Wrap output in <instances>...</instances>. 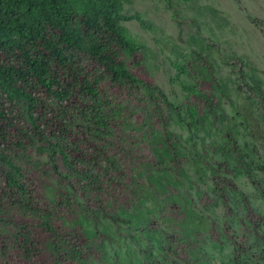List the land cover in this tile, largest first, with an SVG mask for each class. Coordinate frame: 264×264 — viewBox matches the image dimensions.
I'll list each match as a JSON object with an SVG mask.
<instances>
[{"label":"trees","instance_id":"trees-1","mask_svg":"<svg viewBox=\"0 0 264 264\" xmlns=\"http://www.w3.org/2000/svg\"><path fill=\"white\" fill-rule=\"evenodd\" d=\"M164 1L172 16L182 20L174 0ZM132 3L133 0H0V167L7 180V191L0 195V223L8 226L6 216H12L14 209L27 218H36L49 237L51 248L47 252L45 241L38 240L30 225L22 224L8 234L11 236L9 243L1 239L3 255L6 248L18 246L28 264H39L45 252L49 254L50 264H140L131 249L125 250L124 255L122 249L116 247L113 242L116 237L107 229H61L54 224L58 210L78 208L88 214L87 203L93 199L100 209L99 217L104 215L115 222L121 219L129 223L133 217L146 218L139 212L132 215L122 204L120 210L129 218L122 217V213H110L98 195L108 182L120 181L125 170L119 157L110 155L105 148L116 134V125L124 123L134 127L125 115L129 100L137 99L150 106L154 115L164 121L165 132L171 111L179 120L187 122L191 131L205 127V112L212 117L216 115L214 96L197 83H187L182 78V75L193 80L200 78L189 56H184L183 61L170 62L175 70L172 82H177L185 92L186 118L160 86L134 72L132 64H143L144 46L124 22L137 20L147 29L154 27L139 12H123L124 6ZM187 20L201 32L196 19ZM252 21L259 27L264 26V20ZM223 60L234 63L240 58L223 56ZM197 61L213 74V66L204 55L198 53ZM237 73L240 88L247 76L242 75L241 69ZM251 78L252 83L258 84V80ZM107 84L121 92L124 98L119 100L117 94L105 87ZM15 118L27 126L26 129L21 127L20 132L29 142L11 140L13 150L2 148L3 142L9 141L3 124H10ZM222 137L226 159L218 165L207 163L213 191L228 214L233 209L227 190L236 192L247 223L259 234L264 217L259 216L248 195L228 175L230 161L234 160L251 183L261 190L250 156L229 129L223 131ZM32 146L47 155L51 168L44 170L38 161H33V167L71 182L84 202L72 193L60 191L52 199L51 207L38 205L39 201L24 182L22 166ZM57 158L63 168L57 164ZM149 224L146 228L152 242L157 243L159 253L173 264H182L176 257H181L178 245L186 239L175 237L165 229H154ZM107 240L114 246V252L108 250ZM260 253L264 262V236H261ZM232 263L250 264L247 249L236 245ZM152 264L167 263L153 259Z\"/></svg>","mask_w":264,"mask_h":264},{"label":"rangeland","instance_id":"rangeland-1","mask_svg":"<svg viewBox=\"0 0 264 264\" xmlns=\"http://www.w3.org/2000/svg\"><path fill=\"white\" fill-rule=\"evenodd\" d=\"M174 3L182 20L172 16L164 0H133L132 4L124 6L125 14L139 12L154 27L147 29L137 20L124 22L144 46L143 64H132V69L160 86L186 118L185 92L177 82H172L175 70L170 62L183 61L184 56H189L200 78L193 80L185 75L182 78L187 83H197L214 96L216 115L212 117L204 109L205 127L191 131L188 123L179 120L171 111L166 134L164 121L154 115L150 106L137 99L129 100L125 115L134 127L124 123L116 125V134L105 148L110 155L119 157L125 170L120 181L108 182L98 195L110 213H122V217L129 218L120 210L122 204L132 215L139 212L146 218L133 217L129 223L121 219L115 222L103 214L99 217L101 212L93 199L87 203L88 214L78 208L58 210L54 224L61 229H107L115 235L116 247L121 248L124 255L125 250L131 249L140 264H152L153 259L174 263L163 257L157 243L150 239L146 228L148 222L154 229H165L175 237L186 239L178 245L181 257H176L182 264H233L236 245L247 249L250 264H264L260 253L264 226L259 229V234L257 229L251 228L242 203L230 189L227 193L233 211L227 213L213 191L212 175L207 166V163L218 165L226 159L222 151L225 140L222 134L229 129L249 154L261 190L251 183L234 160L230 161L228 175L248 195L259 216L264 217V26L259 27L252 21L264 20V0H174ZM190 18L198 21L201 32L187 20ZM198 53L212 64V76L206 66L197 61ZM223 56H238L240 60L228 63L224 62ZM240 69L247 81L239 88L237 72ZM251 77L258 80V84L252 83ZM105 87L117 94L119 100L124 98L111 84ZM6 107L17 110L10 104ZM3 125L9 141L3 142L2 148L12 149L11 140L29 142L20 132L21 127L26 129L27 126L17 118ZM27 153L29 158L22 160L24 182L39 201L38 205L51 207L52 199L60 191L72 193L84 202L71 182L46 175L33 167L35 160L44 170L51 168L45 153H40L34 146ZM56 162L63 168L60 159ZM161 162L162 166L159 165ZM2 173L0 167V195L7 191V180ZM168 217L170 221L166 220ZM6 220L8 226L0 223V243L2 238H5L4 242L8 238L9 242L8 234L18 225L28 224L45 241V250L49 252V237L38 219L27 218L14 209ZM109 242L107 240V248L114 252V246ZM6 253L9 261L5 262L7 255L0 251V264H24L18 249L12 248ZM50 260L45 252L39 264H50Z\"/></svg>","mask_w":264,"mask_h":264},{"label":"clouds","instance_id":"clouds-1","mask_svg":"<svg viewBox=\"0 0 264 264\" xmlns=\"http://www.w3.org/2000/svg\"><path fill=\"white\" fill-rule=\"evenodd\" d=\"M33 161H35V160H33ZM24 216V215H23ZM35 230V229H34ZM36 232V231H35ZM37 235V234H36ZM8 237H10V239H11V236H8ZM37 238H38V240H40V238H39V235H37ZM7 240H8V238L6 239V243H9V242H7ZM12 248H16V249H18L19 251H20V253H21V256H22V261L24 262V264H28L27 263V261L25 260V258H24V256H23V254H22V250L18 247V246H11L9 249H5L6 251H11L12 250ZM5 251V252H6ZM7 255V256H6ZM5 262H7V261H9V256H8V254L7 253H5ZM38 262H39V260H38Z\"/></svg>","mask_w":264,"mask_h":264}]
</instances>
